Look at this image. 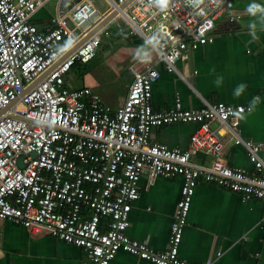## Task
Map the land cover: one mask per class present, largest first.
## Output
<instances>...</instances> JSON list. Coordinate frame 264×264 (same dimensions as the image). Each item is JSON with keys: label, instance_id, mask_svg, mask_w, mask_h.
Returning a JSON list of instances; mask_svg holds the SVG:
<instances>
[{"label": "built area", "instance_id": "2783aa9c", "mask_svg": "<svg viewBox=\"0 0 264 264\" xmlns=\"http://www.w3.org/2000/svg\"><path fill=\"white\" fill-rule=\"evenodd\" d=\"M46 1L0 0V218L82 247L78 264H109L120 249L155 264H192L179 249L197 184L213 182L264 203V142L241 133L250 105L202 97L200 106L187 107L177 96L159 110L153 84L160 65L191 84L178 61L214 40L218 19H241L243 12L234 0H169L166 8L155 0L125 8L127 0H107L104 12L92 0H58L54 26L42 30L31 17ZM112 9H119L112 21L79 44ZM122 33L145 39L148 56L130 59L131 82L112 106L92 85L75 84L72 73L99 54L104 37ZM215 121L246 149L254 170L229 163ZM176 122L196 124L186 148L153 139L155 127ZM200 152L211 156L208 164L193 160ZM144 173L183 178L162 250L127 232Z\"/></svg>", "mask_w": 264, "mask_h": 264}, {"label": "crops", "instance_id": "0c3cea01", "mask_svg": "<svg viewBox=\"0 0 264 264\" xmlns=\"http://www.w3.org/2000/svg\"><path fill=\"white\" fill-rule=\"evenodd\" d=\"M92 1L100 11L109 7L107 0ZM234 2L235 11L243 12V17L218 19L213 29L214 40L191 53L187 60L178 61L191 84L158 64L161 76L153 84L152 101L159 110L173 106L177 96L187 107L200 106L202 97L250 105L251 109L240 117L241 133L264 142V14L252 15L248 11L253 3L264 7V0ZM57 3L58 0L46 1L31 21L42 30L54 26ZM106 42L104 40L98 53L105 56L102 62L110 58L109 69L102 65L94 73L86 74L87 78L85 76L79 84L92 85L108 104L116 106L122 103L125 95L122 96L114 84L118 74L114 66L125 63L127 67L131 58L142 55L146 49L139 43H121L119 54L120 48L116 50L112 41ZM193 69L198 73L193 74ZM241 85L244 87L237 95ZM127 88L125 84V93ZM213 125L219 127L217 121ZM195 127L193 122H176L155 127L152 135L153 139L169 146L186 148ZM219 128L225 140L223 154L229 163L254 170L246 149L234 144L226 128ZM261 153L264 158V149ZM193 160L208 164L211 156L200 152ZM182 183L180 175H159L150 179L144 173L139 180L140 196L133 203L127 232L148 242L155 250L164 249ZM263 215L262 199L243 200L236 191L202 180L193 195L179 254L192 264H200L210 257L212 264H264ZM85 257L82 247L51 235L47 229L34 231L0 218V264H78ZM109 264L155 263L120 249Z\"/></svg>", "mask_w": 264, "mask_h": 264}, {"label": "rangeland", "instance_id": "374dc122", "mask_svg": "<svg viewBox=\"0 0 264 264\" xmlns=\"http://www.w3.org/2000/svg\"><path fill=\"white\" fill-rule=\"evenodd\" d=\"M104 40H105V42L107 41V42H110V41H112V44L114 45V46H116L115 47V49L117 50V49H119L121 46H118V44H120L121 43V40H117V38H116V36H112V37H110V38H107V36L106 37H104ZM106 42V43H107ZM110 44V43H109ZM112 45V46H113ZM139 45L140 46H142L143 48H145L146 50H147V48H149V45H148V43L146 42V40L145 39H142L140 42H139ZM122 48H120L119 50H118V53L120 54L121 52H120V50H121ZM102 60H105V56L104 55H102V54H98L93 60H91L90 62H88L87 63V71L83 74V75H79L78 73H76L75 71L72 73V75H74V81H75V84H79V83H82L85 79V76H86V74H92V73H94V71L95 70H98L99 68H101V66L103 65V66H105V67H108V69H109V66H107L108 65V63L107 62H109L110 61V58H108V59H106V61H104V62H102ZM124 63V62H123ZM125 65V63L124 64H117V65H115L114 67L115 68H117V80L115 81V85L117 86V87H119L118 88V92H120L121 94H122V96L123 95H125L126 93H125V84L127 85V86H129V84H130V82H131V79H132V76H131V74L129 73V70L127 69V67L126 66H124ZM89 76V75H88ZM121 76V78H119ZM86 78H87V76H86Z\"/></svg>", "mask_w": 264, "mask_h": 264}, {"label": "water", "instance_id": "95a60500", "mask_svg": "<svg viewBox=\"0 0 264 264\" xmlns=\"http://www.w3.org/2000/svg\"><path fill=\"white\" fill-rule=\"evenodd\" d=\"M132 0H127L125 3L121 4V8H125L127 7V5L131 2ZM119 9H112L110 11H108L107 15L101 20L99 21L89 32L86 36L82 37V39L79 41V44L82 43L86 38H88L90 35H92L93 33H95L96 31L101 30L106 24L110 23L112 21V19L117 15ZM156 39L158 41H160L161 43H166L167 41V37L165 36H161L158 35L156 37Z\"/></svg>", "mask_w": 264, "mask_h": 264}, {"label": "trees", "instance_id": "16d2710c", "mask_svg": "<svg viewBox=\"0 0 264 264\" xmlns=\"http://www.w3.org/2000/svg\"><path fill=\"white\" fill-rule=\"evenodd\" d=\"M119 37V40H121V43L125 44V43H130V42H133V43H139L142 39H137L135 38L134 36H131L128 35V33H122L121 35H116V38ZM119 44V45H122V44ZM90 62V61H89ZM88 63V62H87ZM87 63H76L74 66H73V70L78 73L79 75H83L86 71H87Z\"/></svg>", "mask_w": 264, "mask_h": 264}, {"label": "clouds", "instance_id": "9594fccd", "mask_svg": "<svg viewBox=\"0 0 264 264\" xmlns=\"http://www.w3.org/2000/svg\"><path fill=\"white\" fill-rule=\"evenodd\" d=\"M168 2H169V0H155V3L157 5H159L161 8H166L168 5ZM248 11L252 15H256L258 12L264 14V7H261L260 5L253 3V4L249 5ZM154 41H155V38L150 40L149 43H154ZM144 56L147 57L148 54L144 53ZM243 87H244L243 85L240 86V89L237 90V95H239V92H240V90H242Z\"/></svg>", "mask_w": 264, "mask_h": 264}]
</instances>
